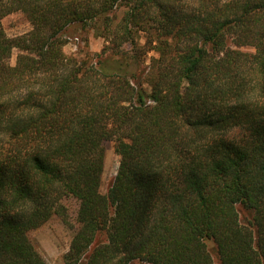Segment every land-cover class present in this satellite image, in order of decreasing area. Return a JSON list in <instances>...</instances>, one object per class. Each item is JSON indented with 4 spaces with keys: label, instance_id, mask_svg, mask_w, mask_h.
Here are the masks:
<instances>
[{
    "label": "trees",
    "instance_id": "obj_1",
    "mask_svg": "<svg viewBox=\"0 0 264 264\" xmlns=\"http://www.w3.org/2000/svg\"><path fill=\"white\" fill-rule=\"evenodd\" d=\"M86 25L101 51L65 54ZM65 195L66 264H264V0H0V264H46L27 233Z\"/></svg>",
    "mask_w": 264,
    "mask_h": 264
},
{
    "label": "rangeland",
    "instance_id": "obj_2",
    "mask_svg": "<svg viewBox=\"0 0 264 264\" xmlns=\"http://www.w3.org/2000/svg\"><path fill=\"white\" fill-rule=\"evenodd\" d=\"M121 11L124 7L117 9L116 16L113 17V27L120 19ZM2 25L6 34L10 37L26 33L30 30V23L26 20L21 12H12L2 18ZM69 27L66 30L68 42L63 46V51L67 55H79L80 50H87L89 53L100 52L105 45V40L100 37L97 32V27L92 28L89 25L84 26L81 31H77L79 26ZM102 31V29H100ZM142 34V33H141ZM140 43H143V38H140ZM125 47H128L126 44ZM18 50L14 48L9 59L10 64H14ZM154 55L150 52L148 56ZM147 56V57H148ZM148 58L146 63H148ZM119 156L114 149L113 141L104 142V165L101 176V193H105L108 185L112 181L118 167ZM62 213H54L39 227L29 230L27 235L35 248L45 259L46 264H66L65 254L69 250L70 242L74 232L79 226V202L70 195L63 196L61 201ZM242 222L247 224L250 217V212L240 209ZM102 240L105 238L104 233L98 235ZM207 246L213 255V264H218L216 248L212 241H207ZM82 264V263H81ZM133 264H146L134 261Z\"/></svg>",
    "mask_w": 264,
    "mask_h": 264
}]
</instances>
